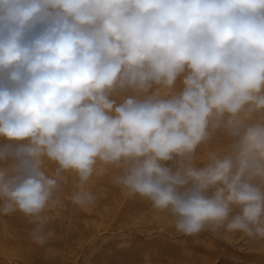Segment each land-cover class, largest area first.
<instances>
[{
	"label": "clouds",
	"instance_id": "obj_1",
	"mask_svg": "<svg viewBox=\"0 0 264 264\" xmlns=\"http://www.w3.org/2000/svg\"><path fill=\"white\" fill-rule=\"evenodd\" d=\"M0 141V213L39 246L63 174L87 209L110 168L179 234L264 242V0H0Z\"/></svg>",
	"mask_w": 264,
	"mask_h": 264
},
{
	"label": "rangeland",
	"instance_id": "obj_2",
	"mask_svg": "<svg viewBox=\"0 0 264 264\" xmlns=\"http://www.w3.org/2000/svg\"><path fill=\"white\" fill-rule=\"evenodd\" d=\"M229 142L227 132L224 129L217 130L207 144L197 149L195 162L202 164L209 152L223 155ZM11 163L12 161H8L7 164L0 166H8ZM44 166L49 175L54 174L56 168L54 163L45 161ZM118 171L110 168L103 175L92 178L89 189L97 198L95 204L91 205L92 210L82 209L72 203L71 196L76 191L77 178L70 173L63 174L59 179L61 191L54 197L58 203L51 205L44 213L48 218L45 230L53 231L61 243L47 246L42 251L24 249L39 247L31 237L35 227L32 218L18 211L8 215L0 213V219L4 218L2 221H6L10 230L16 231L14 233L22 241L21 246L20 241L14 245L16 247L19 245L15 247L17 249L15 256L11 255L8 259L0 256V262L3 264L10 262L13 264H264V242L250 239L240 233L229 234L222 230L217 233L202 231L195 236L177 233L173 217L157 212L151 207L150 202L139 196H129L113 182ZM92 224L98 225L100 229L94 242L100 244L97 249L93 248L94 243L86 238L87 236L78 241L71 231L76 227L86 229ZM103 237L107 238L104 242L100 241ZM71 238L76 239L74 241ZM22 258L24 261L21 260Z\"/></svg>",
	"mask_w": 264,
	"mask_h": 264
},
{
	"label": "bare ground",
	"instance_id": "obj_3",
	"mask_svg": "<svg viewBox=\"0 0 264 264\" xmlns=\"http://www.w3.org/2000/svg\"><path fill=\"white\" fill-rule=\"evenodd\" d=\"M109 183V182H108ZM91 184V181L89 182V185ZM89 185H88V188H89ZM73 190V189H72ZM72 201V200H71ZM98 206V205H97ZM93 208H92V206H89L88 208H87V210H92ZM59 214V213H58ZM63 214V213H62ZM68 214V213H67ZM61 215V214H60ZM49 217V216H48ZM52 217H54V216H52ZM52 217H51V219H52ZM1 218V217H0ZM62 218V217H61ZM60 218V219H61ZM3 220H4V218H2ZM2 219H0L1 221H0V256H2L4 259L6 258V259H8L9 258V256H11V255H14V254H16L15 252L17 251V247L19 246H14L15 244H17V242H19L20 243V246H21V243H22V241H21V239L19 240L18 239V237L16 236V231H11L10 230V228H9V225H7L4 221H2ZM56 221H57V219H56ZM62 221V220H61ZM60 221V222H61ZM74 221V220H73ZM76 222V221H75ZM61 224V223H60ZM56 225V224H55ZM88 225V224H87ZM12 227V226H11ZM13 228V227H12ZM50 228V227H49ZM66 229V228H65ZM69 229H71V228H69ZM68 230V229H67ZM59 231V230H58ZM72 232H73V236H75L76 238H77V240L78 241H80L81 240V238L82 237H86V238H88V239H90V241L91 242H95V239L97 238V235L99 234V232H100V229L98 228V225H96V224H92L91 226H87L86 227V229L85 228H83V229H80V228H74V229H72L71 230ZM15 232V233H14ZM123 234V233H122ZM24 236V235H23ZM25 237V236H24ZM75 238V239H76ZM74 238H71V240H73ZM75 239H74V241H75ZM107 238H105V237H103V238H101V240L100 241H102V242H104L105 240H106ZM83 240H84V238H83ZM33 241V240H32ZM61 243V240L59 239V238H54V239H52L51 241H49L46 245H44V246H39V247H35V248H30V249H27V247L26 248H24L25 250H27V251H42V250H44L47 246H50V245H54V244H57V243ZM115 242V241H114ZM65 243V242H64ZM32 244V243H31ZM65 245H66V243H65ZM94 246H93V248H95V249H97V247H99L100 246V244H99V242H96V243H94L93 244ZM16 247V248H15ZM33 247V246H32ZM63 247H65V246H63ZM20 248H22V247H20ZM20 248H18V249H20ZM61 249V248H60ZM20 251L21 252H24V250H22V249H20ZM81 251V250H80ZM79 251V252H80ZM19 253V252H18ZM72 253V252H71ZM78 254V253H77ZM131 255V254H130ZM15 256V255H14ZM20 256V255H19ZM19 256H17V258L19 257ZM28 256V255H27ZM50 256V255H49ZM76 256V255H75ZM23 257V256H22ZM46 257V256H45ZM77 257V256H76ZM28 258V257H27ZM15 259V258H14ZM18 260H20V258L18 259ZM21 260H23V258L21 259ZM33 260V259H32ZM16 261V260H15ZM24 261V260H23ZM146 261V260H145ZM7 263V262H6ZM0 264H3L2 262H0ZM9 264H13L12 262H10ZM15 264V263H14Z\"/></svg>",
	"mask_w": 264,
	"mask_h": 264
}]
</instances>
